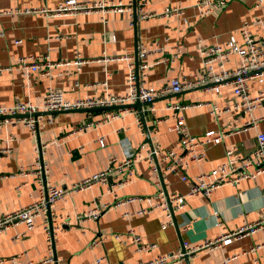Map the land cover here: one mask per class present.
Masks as SVG:
<instances>
[{"label":"crops","instance_id":"1","mask_svg":"<svg viewBox=\"0 0 264 264\" xmlns=\"http://www.w3.org/2000/svg\"><path fill=\"white\" fill-rule=\"evenodd\" d=\"M93 1V0H75ZM129 2L130 0H121ZM147 9L162 12L172 6H185L186 13L177 18L130 21L127 13H108L107 22L99 13L78 15L41 16L38 14H8L27 8H55L64 0H0V67L9 71L0 73V106H8L16 101L42 104L47 89L55 87L64 91L70 101L99 98L106 93L124 96L129 92L128 64L125 60L97 61L83 65L80 74L74 75L73 66L53 70L54 78L40 74L26 76L18 66L21 56H50L55 62H71L81 55L86 59H99L133 55L136 59L139 43L158 41L170 48L180 43L183 48L175 61L171 53L149 58L151 67L147 83L162 87L171 77L196 78L204 70L199 53V44L223 45L231 39L242 41L244 25L255 37H264V3L258 0H231L229 4L209 15L199 18L193 0H146ZM187 21L188 23H185ZM137 31V32H136ZM19 42V43H18ZM160 60V63H156ZM238 57H233L226 67L236 68ZM62 71L63 75H58ZM79 86L76 87L75 83ZM253 94L264 90V82H252ZM232 87L206 91L197 89L177 96L159 99L154 106L155 116L144 113V121L150 129L142 134L137 124L139 115L134 112L124 118L103 123L97 128L78 132L77 129L89 121L102 120L108 109L59 112L50 121L46 112L37 114L40 119L36 134L22 123L0 125V214L19 210L40 197V185L34 175L22 176L35 163L38 148L45 146L43 163L47 169L48 181L63 189H69L78 181L100 173L109 166L113 157L122 161L126 145L132 153L146 148L178 149L179 136L170 132V122L155 125L156 119L173 116L166 110L172 102L194 103L213 101L221 104L231 97ZM134 106V105H133ZM113 109V108H112ZM86 110V109H84ZM136 110L139 108L136 107ZM176 114V113H174ZM190 133L203 136L220 126L241 125L246 118L234 123L235 116L227 115L220 123H215L209 110L193 108L183 113ZM262 118L258 132L264 133V103L256 110ZM142 117V116H140ZM77 131V132H76ZM257 131L233 134L220 145L203 149L205 160L191 164L190 178L208 172L226 161V149L237 147L241 153H248L256 145ZM104 139L100 146L98 139ZM152 145V146H151ZM9 151H6V148ZM130 183L116 188L119 198L128 196H148L157 194L156 176L146 162L136 163ZM126 179L123 173L109 176V184L114 185ZM163 188L168 193L187 195L189 183L183 182L178 174L166 176ZM114 195L107 193V185H95L83 193H70L66 199L52 207V217L57 222L54 237V264H95L104 258L103 264H141L157 255L173 254L184 246L193 249L204 246L227 234L237 232L246 223L262 220L264 216V174L256 179L245 180L238 187L223 186L210 197L190 196L186 207L174 214V224L163 228L167 218L161 208L148 215L137 212L149 203L135 202L119 208L112 207L100 219L82 221L79 216L93 207L96 200L103 204H113ZM157 202L152 201V205ZM128 214V215H127ZM41 216L36 227L27 231L24 225L0 234V264H44L49 256V246L44 233L45 220ZM66 218L70 223H66ZM135 230L145 243L155 248L138 252L131 241L118 239L129 230ZM22 234L25 236L21 237ZM19 235V238L16 236ZM97 240L101 244L94 245ZM264 264V224L254 234L241 238H226L216 248H201L184 264ZM52 264V263H46Z\"/></svg>","mask_w":264,"mask_h":264},{"label":"built area","instance_id":"2","mask_svg":"<svg viewBox=\"0 0 264 264\" xmlns=\"http://www.w3.org/2000/svg\"><path fill=\"white\" fill-rule=\"evenodd\" d=\"M194 8L199 18H203L215 10L226 7L231 0H193ZM264 3V0H258L257 6ZM146 0H130L123 2L121 0H93V1H75L64 0L62 4L55 8L42 7L37 9L27 8L22 11H9L8 14H38L41 16L56 15H78L99 13L102 21L107 22L106 15L108 13H127L130 21L136 15L138 20L149 21L151 19L177 18L186 13L185 6H172L165 8L162 12H152L147 9ZM185 23H188L185 21ZM259 24L264 27V22L259 20ZM242 41L231 39L223 45H204L199 44V53L201 55L204 70L200 76L196 78L189 77H171L166 83L160 87H152L148 85V73L153 66L149 64V58L153 56L171 53V59L175 61L178 53L183 48V44L177 43L170 48L161 46L158 41L150 43H139L137 47L136 59L133 55L105 57L99 59H86L80 54L71 62H55L50 56H21L18 59V66L26 76L32 74H40L49 79L55 77L53 70L64 66H73L75 68L74 75L80 74L83 65L97 61L125 60L128 64V86L129 92L124 96H115L110 93L104 94L99 98H88L84 100L70 101L65 97L64 91L55 87L47 89L45 98L40 105H35L29 101H16L8 106H0V125L11 124L13 126L19 123L28 126L33 134H36L40 119L37 114L46 112L50 115L49 120H55V115L59 112H69L81 109L93 108H109L106 116L99 121H89L80 128L78 132L88 131L97 128L103 123L112 122L124 118L127 114L134 112L139 115L137 124L141 133L147 134L149 129L144 121V113L148 112L155 116L157 109L154 104L157 100L180 95L184 92L197 89L206 91L218 90L223 87H232L233 93L231 97H227L221 104L213 101H201L194 103L172 102L166 104V110L173 112V116L165 119H156L155 125L164 122L169 123V131L179 136L178 149L163 150L160 147L146 148L142 145L139 151L132 153L126 145L124 160L118 161L113 157L109 160V166L106 170L97 173L91 177L78 181L69 189H63L51 184L48 181L47 169L43 163V151L45 146L38 148L39 155L35 163L22 172V176L34 175L40 185V197L37 201L32 202L26 207L19 210L0 214V234L15 228L18 225H24L27 231H31L36 227V221L41 216H49L45 220L44 233L46 234L49 246V256L42 262L54 264V237L57 229V222L52 217L51 209L54 205L64 201L70 193H83L91 189L95 185H107V193L114 195L113 204H103L100 200L93 203V207L79 216L82 221H92L100 219L112 207L119 208L135 202H148L149 206L140 209L137 213L148 215L156 208H161L166 215L167 221L163 224V228H167L174 224V214L182 211L187 205V199L190 196L203 195L210 197L212 193L223 186L238 187L245 180L256 179L264 174V133L258 132V128L262 118L256 116V110L264 103V90L253 94L252 82H264V37H255L249 30V25H244L241 31ZM19 43V42H18ZM233 57H238L239 64L236 68L228 69L227 63ZM156 63H160L158 60ZM8 67H0V73L9 71ZM58 75H63L62 71ZM78 87L79 83L76 82ZM141 102L148 104L142 109L136 110L133 106L135 103ZM206 108L209 115L215 123H220L227 115L235 116L234 123L241 121V116L246 118L241 125L220 126L218 129H211L205 132L203 136H194L186 123L185 111L193 108ZM113 108V109H112ZM176 113V114H174ZM142 116V117H140ZM249 130L257 131L256 145L253 150L248 153H241L237 147H228L226 149V161L216 166L208 172H202L193 179L188 175L191 164L201 163L205 160L203 149L211 145H220L233 134L247 132ZM76 131V132H77ZM150 134V129H149ZM98 143L104 146V139L99 138ZM10 149L7 147L6 151ZM146 162L150 170L155 174V183L158 187L157 194L152 197L148 196H128L119 198L116 188H122L130 183L133 178L134 170L131 169L136 163ZM126 172V179L119 181L114 185H108L109 176L116 173ZM170 173L178 174L183 182L189 183L190 190L187 195L179 193H168L163 188L166 176ZM6 178L0 176V179ZM156 201L152 205V201ZM128 215V214H127ZM66 223H70V219L66 218ZM264 224V216L262 220L246 223L239 231L227 234L215 241H210L204 246H197L193 249H187L184 246L180 251L168 254L157 255L155 258L145 261L141 264H184L186 257L190 258L201 248H216L226 238H241L256 233ZM25 236L22 234L21 237ZM19 238V235L16 236ZM116 238H125L131 241L138 252H147L155 248L154 244L145 243L142 238L131 229L124 235H117ZM101 244V240H97L94 244ZM104 258L96 260L95 264H103ZM33 264V263H30ZM225 264H228L225 262Z\"/></svg>","mask_w":264,"mask_h":264},{"label":"water","instance_id":"3","mask_svg":"<svg viewBox=\"0 0 264 264\" xmlns=\"http://www.w3.org/2000/svg\"><path fill=\"white\" fill-rule=\"evenodd\" d=\"M134 23H135V28H137V18H136V15L134 17ZM147 105L148 104H142L141 102H137V103L134 104V106L137 107V108H139V109H142L143 107H146ZM94 109H108V108H93V109H88V110H94ZM73 111H87V109L86 110H84V109H81V110H73ZM147 139H148V142H150L149 129H147ZM186 259H189V258L186 257Z\"/></svg>","mask_w":264,"mask_h":264}]
</instances>
